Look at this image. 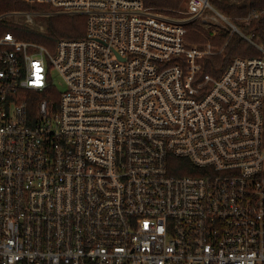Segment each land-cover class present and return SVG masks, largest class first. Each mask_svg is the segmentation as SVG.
<instances>
[{
    "label": "built area",
    "instance_id": "2783aa9c",
    "mask_svg": "<svg viewBox=\"0 0 264 264\" xmlns=\"http://www.w3.org/2000/svg\"><path fill=\"white\" fill-rule=\"evenodd\" d=\"M18 1L47 9L0 24L85 32L50 50L0 28V264H264V10ZM233 35L257 56L198 80Z\"/></svg>",
    "mask_w": 264,
    "mask_h": 264
},
{
    "label": "trees",
    "instance_id": "16d2710c",
    "mask_svg": "<svg viewBox=\"0 0 264 264\" xmlns=\"http://www.w3.org/2000/svg\"><path fill=\"white\" fill-rule=\"evenodd\" d=\"M145 6L152 7L157 10L172 12L178 10L184 0H141ZM211 4L222 14L228 18L234 19L245 15L248 9L264 10V0H242L239 3L228 4L223 1L211 0ZM43 5L35 6L19 2L18 0H0V13L12 11L30 12L34 10H46ZM0 28L4 32H11L17 38L23 41H34L50 50H53L57 41L60 39H81L85 32V19L82 16H53L46 21V28L43 32H37L29 28L27 25H16L12 23L2 22ZM190 29H195L191 27ZM202 34L190 30L187 35L188 40L192 42L205 43L204 36H209V32L202 31ZM247 33H256L260 38L264 39V15L258 20L253 21L246 29ZM228 39L227 34H223L213 39V44L221 47ZM257 52L240 37L233 35L229 38L226 47L221 55L203 60L200 73L197 75L198 80L207 77H218L225 70L227 65L237 57H254ZM185 165L188 162H183ZM188 174L189 171H183L180 174Z\"/></svg>",
    "mask_w": 264,
    "mask_h": 264
},
{
    "label": "rangeland",
    "instance_id": "374dc122",
    "mask_svg": "<svg viewBox=\"0 0 264 264\" xmlns=\"http://www.w3.org/2000/svg\"><path fill=\"white\" fill-rule=\"evenodd\" d=\"M216 1H217V0H216ZM218 1H223V2L228 3V4H234V3H239V2H241L242 0H218ZM21 3H22V2H21ZM185 3H186V0H184V1L182 2L181 6H180V8H179L178 10H174V11H172V14H173V13L176 14V12L178 13V11L183 10V9H184V6H185ZM24 4H25V3H24ZM33 5H35V6H40L39 4H33ZM43 6H45V5H43ZM45 7H46V6H45ZM34 11H42V10H34ZM47 11H49V9H48ZM21 12H23V11H21ZM219 12H220V11H219ZM168 13H170V12H168ZM0 14H1V13H0ZM47 19H48V18H45V19H42V18H39V17L34 18V20H33V24L30 25V26H28V27L31 28V29L34 30V31H37V32H43V31L45 30V28H46V21H47ZM230 19H231V18H230ZM233 21H234V19H233ZM19 22L21 23V24H19V25H26V24L23 23V20H22V19L19 20ZM38 26H39V27L42 26V27H43V30L40 31L39 28H38ZM207 31H211V29H208ZM205 42H207V41H205ZM54 48H55V47H54ZM216 56H217V55H216ZM213 57H215V56H213ZM213 57H209V58H213ZM51 74H52V76H51L52 81H53V83H54V85H55L57 91H58V92H62V87H61V82H60V80H59V79L53 74V72H52ZM56 98H58V96H56Z\"/></svg>",
    "mask_w": 264,
    "mask_h": 264
}]
</instances>
